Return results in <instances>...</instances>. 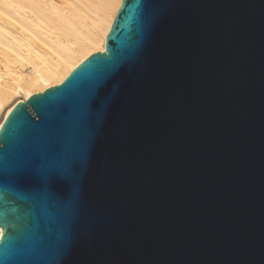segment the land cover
<instances>
[{
  "label": "water",
  "instance_id": "1",
  "mask_svg": "<svg viewBox=\"0 0 264 264\" xmlns=\"http://www.w3.org/2000/svg\"><path fill=\"white\" fill-rule=\"evenodd\" d=\"M145 2L3 122L0 264H264V0H150L147 32ZM82 154L79 214L14 179Z\"/></svg>",
  "mask_w": 264,
  "mask_h": 264
},
{
  "label": "bare ground",
  "instance_id": "2",
  "mask_svg": "<svg viewBox=\"0 0 264 264\" xmlns=\"http://www.w3.org/2000/svg\"><path fill=\"white\" fill-rule=\"evenodd\" d=\"M121 2L0 0V128L19 101L60 84L91 54L105 52Z\"/></svg>",
  "mask_w": 264,
  "mask_h": 264
},
{
  "label": "snow or ice",
  "instance_id": "3",
  "mask_svg": "<svg viewBox=\"0 0 264 264\" xmlns=\"http://www.w3.org/2000/svg\"><path fill=\"white\" fill-rule=\"evenodd\" d=\"M150 9V0H146L138 13L137 23L145 32L151 30L154 22ZM137 55L135 46H130L125 53L129 59ZM114 63H119V61H114ZM104 82L105 79L101 78L89 90L86 100L89 112H97V109L104 107L106 98L101 91ZM97 115L102 119V112H98ZM88 164L89 160L83 154L56 164H50L46 158L38 156L27 167L18 169L14 179L17 183L35 185L38 196H43L58 207L67 208L72 215H76L83 211L82 188Z\"/></svg>",
  "mask_w": 264,
  "mask_h": 264
}]
</instances>
